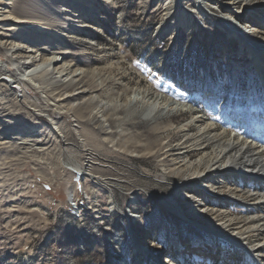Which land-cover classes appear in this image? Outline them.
<instances>
[{
	"label": "rangeland",
	"instance_id": "374dc122",
	"mask_svg": "<svg viewBox=\"0 0 264 264\" xmlns=\"http://www.w3.org/2000/svg\"><path fill=\"white\" fill-rule=\"evenodd\" d=\"M70 1L33 0L47 11L36 15L47 29L0 24V264H260L181 219L164 198L193 221L198 208L238 220L254 214L241 199L216 198L210 183L179 173L166 151L185 139L187 125L198 134L197 121L257 142L241 132H250L252 115L264 118V68L223 19L231 14L264 43V1L245 8L238 2L246 0ZM7 33L71 77L45 74L36 83L34 68L10 63L24 57L13 56L11 40L1 39ZM144 91L188 111L164 106L148 117ZM220 178L254 194L249 179ZM209 219L196 222L211 230Z\"/></svg>",
	"mask_w": 264,
	"mask_h": 264
},
{
	"label": "bare ground",
	"instance_id": "6f19581e",
	"mask_svg": "<svg viewBox=\"0 0 264 264\" xmlns=\"http://www.w3.org/2000/svg\"><path fill=\"white\" fill-rule=\"evenodd\" d=\"M21 1L23 2L21 3L17 0L14 3H12L10 2V0H0V13H1L0 24L1 22L2 23L5 22L4 26L7 28L13 27V29H11L13 31L19 30L21 26L31 29L33 28V25L36 24H37L36 27L38 28L47 26L46 27L47 29L48 26H51L50 24H47L48 21H45L47 23L44 24V20H41L40 18L36 17L37 14L39 16V14L41 13L44 12L47 13L43 5L40 6L38 4H34L33 0H21ZM45 1H52V0H45ZM55 1L58 3L62 2V0H55ZM207 1L208 0H205V3L201 2V6L202 7L205 6ZM255 2L256 0H246L245 2H238V4H240L239 6L240 8H245L249 4L254 5ZM18 3H21L19 4L21 5V7L18 6ZM208 4H210L209 1ZM234 5L235 3H233L231 6ZM216 7L220 8V6L218 7V5ZM205 9L207 10V7H205ZM50 19L52 20V18ZM55 21L58 22L57 20ZM223 21L232 29V32L235 36L237 35L240 37L244 46L250 47V51L253 56L252 59H254V62L257 65L261 66L259 68H261V71L263 72L264 43H261L260 41L256 42L255 40H253L252 33L244 30L240 26L241 24H238L237 19L231 14L228 15L227 18L223 19ZM49 23L51 22L49 21ZM179 24H181L182 27L189 28V26L185 23H179ZM160 30L166 31L167 29H165L163 25ZM10 35L11 34L7 33L5 35L7 37H2L1 39L3 40L6 38L8 40H11L9 46H12L11 52L13 56H15L16 58H18L19 56L24 57L18 59L17 61L11 59L12 61H10V63L13 62L14 64H17L16 68L19 67L23 69L24 72H27L28 70L32 72V69L34 68V72H35L34 81L36 83L38 82L37 80H39V78H41L45 74L46 75L49 74L53 78L55 79L57 78V80L58 77L59 78L66 77L67 79L71 77L72 74L68 72L67 69H65V67L56 66L59 64L58 60H56L55 58L54 59L51 58V55H44L42 57L41 55H38L37 52L33 50V48L32 51H27L23 47H22L23 49H21V45L23 44V42L20 41L16 43L13 37H11V39L8 38L10 37ZM239 37L237 38L239 39ZM30 48L31 47H28V49ZM4 50L7 53L10 51V50L8 51L6 47L4 48ZM40 57L42 58L40 59ZM22 61L24 62L22 63ZM70 81H73V79H71ZM10 83L16 86L15 89L22 88V85L20 84L19 81L15 80L14 82H10ZM81 84L82 83L74 84L73 87L76 88L77 90V87L80 86ZM140 95L142 96L140 101L143 100V104L145 105V110H147L148 117L151 116L150 114L154 112L155 109L162 110L164 109V106L169 107V111H172L173 109H179L182 111L188 109L185 108L186 106L184 105L181 104L179 105L177 103L170 102L168 99H166V97L156 95L154 93H149L148 91L146 92L144 91ZM73 100L75 99H71L69 100V102L72 103ZM101 105L105 106L106 104L102 103ZM44 112L46 113V111ZM197 122L201 123V125L197 129L198 134L196 135H192L193 133L190 134V129L187 128L189 125H187L183 133L184 134L183 136L185 137V139L186 138L187 139L185 140L183 137L184 140L179 141V143H177L175 146L174 145L168 146V151H166V155L168 154L169 156H172L174 159H176L174 161H178V163H176L177 164L176 170L179 173H182L183 175H185L186 173L190 174L191 181L197 180L203 183L207 182V184L210 183L211 184L210 188L212 192L214 193L215 191H217L216 192L217 194H215L216 198L219 199L224 197L239 198L241 199V201H244L247 205H249V207L252 210H254V214L248 219L238 220L237 218H232L231 215H229V213H227V211L224 210L218 213V211L215 210L209 211V210H201L200 208H198L197 209L198 214H196L197 216L195 215L196 221L201 220L203 217L210 218L208 224L215 226V228L209 230V227L202 226L198 222L189 219L186 216L183 209L177 204L176 199L169 197H166L164 199L169 204V206L172 209H174L176 214L181 219L189 220L192 222V225H194L195 227L199 229L207 230L209 233L216 234L217 236H219L220 239H226L227 241L232 242L237 246V248L238 246L239 248L240 247H242V249L244 248L246 250V253L249 256H251L252 259L255 258L256 261H258V263L264 264V256H263L264 255V149L261 145L258 144V138L256 134L254 136V139L257 142L250 141L246 139V137L243 138H241L240 136L227 137L226 135L224 136L210 131V129H208L209 127L208 123L204 124L202 121H197ZM249 135L251 136V134ZM195 151L199 152L198 153L199 157L197 158V160L189 161L182 158V156H190L192 152L195 153ZM77 171H80V173L84 172L81 166L77 167ZM226 173L235 175L237 179L240 181L243 179L251 180V182H253V190L250 191L253 192L254 194L249 195L248 194L249 192L247 190L248 188L243 190L235 189L233 191L230 189V187H226L227 185L224 186L223 183H221L219 180L222 181V179L220 178L221 174H226ZM85 175L87 176V173H85ZM213 179L215 180L218 179L216 181L217 183L212 184ZM226 188L228 189L227 192L225 191ZM176 251L178 252V250Z\"/></svg>",
	"mask_w": 264,
	"mask_h": 264
}]
</instances>
